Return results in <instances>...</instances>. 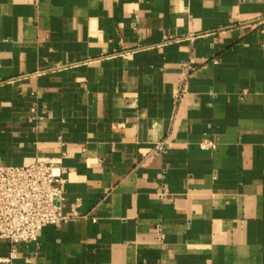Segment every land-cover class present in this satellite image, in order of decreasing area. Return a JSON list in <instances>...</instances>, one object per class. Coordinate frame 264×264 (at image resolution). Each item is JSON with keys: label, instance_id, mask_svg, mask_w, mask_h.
I'll return each instance as SVG.
<instances>
[{"label": "crops", "instance_id": "0c3cea01", "mask_svg": "<svg viewBox=\"0 0 264 264\" xmlns=\"http://www.w3.org/2000/svg\"><path fill=\"white\" fill-rule=\"evenodd\" d=\"M263 43L264 0H0V166L80 213L0 264H264Z\"/></svg>", "mask_w": 264, "mask_h": 264}, {"label": "built area", "instance_id": "2783aa9c", "mask_svg": "<svg viewBox=\"0 0 264 264\" xmlns=\"http://www.w3.org/2000/svg\"><path fill=\"white\" fill-rule=\"evenodd\" d=\"M200 146L215 149L217 142L205 138ZM65 172V168L43 160L0 166V239L13 246L37 241L45 225H59L80 216L76 209L71 214L62 210Z\"/></svg>", "mask_w": 264, "mask_h": 264}]
</instances>
